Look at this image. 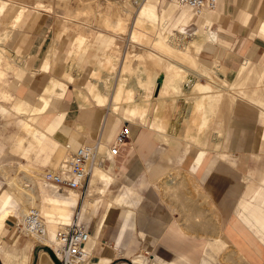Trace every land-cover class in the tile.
Returning a JSON list of instances; mask_svg holds the SVG:
<instances>
[{
  "label": "crops",
  "instance_id": "1",
  "mask_svg": "<svg viewBox=\"0 0 264 264\" xmlns=\"http://www.w3.org/2000/svg\"><path fill=\"white\" fill-rule=\"evenodd\" d=\"M38 2L46 8H42ZM217 5L213 22L220 45L210 50L209 57L213 60L210 62L205 59V62L222 67L231 84H235L242 71L241 83L244 84L234 89L239 90L238 94L243 95V98L248 93L243 85L249 86L252 92L248 93L247 99L240 100L236 91L231 90L236 101L220 150L208 151L198 163L193 164L199 148L190 149L188 154V146L185 149L180 167L194 172L193 180L201 193L191 197L196 204L193 209L194 224L187 226L183 222L185 216H181L180 211L158 205L157 196L147 195L145 210L135 222V236L132 233L134 228L125 230L123 223L119 224L116 231L105 234L107 212H112L111 216L115 218L116 213L112 210H115L116 205L131 204V201L121 198L124 190L129 193V189H125L124 185L122 188L118 186L110 198L104 217L90 228L89 223L99 209L97 198L94 199L89 218L84 224L92 234L89 236L92 241L88 245L92 251L86 264L91 255L98 259L93 264H113L116 253L127 249L143 251L150 257L134 255L129 261L131 264H221L217 260L224 259L230 253L239 255L243 264H264V83L260 82L264 76V0H218ZM65 10L58 0H0V55L6 57L5 62L0 57V117H10L8 125L15 128L4 138L14 153L24 154L26 145L28 148V143L24 144L22 140L26 115L24 111L18 113L16 109H24L26 105L35 107L53 81L60 80L62 91L64 89L65 92L56 115L58 126L45 135L35 155H31L33 165L39 170L41 167L52 169L61 165L67 157V150L95 140L103 131L106 117L108 122H115V115L107 112L105 107L95 105L85 111L78 103L75 90H87L88 80L80 74L81 70L75 69L69 73V68L77 66V63L80 66L90 55L89 51L82 54L84 34L81 39V33L71 36L62 30ZM28 12L29 16L25 19ZM10 41L13 50L6 48ZM79 57L81 60L77 59ZM91 59L89 57L88 68ZM245 75L249 78L246 79ZM67 76L72 77L73 82L69 83ZM250 94H260L257 98H262L263 102L253 96L256 98L254 100ZM253 101L257 102L254 104ZM2 103L10 104V107ZM127 124L132 127L130 137L121 144L116 159H120L131 180L138 179L144 169V162L153 176L155 167L165 160L167 150L154 142V131ZM121 125L118 123L113 129H108L107 134L102 135V144H110ZM209 148H212L211 144ZM116 159L108 161L114 168ZM156 160L160 162L156 163ZM112 175L102 195L112 182L118 180L115 174ZM166 178L167 185L173 184L170 178ZM145 184L147 190L148 179L140 181V186ZM202 200L206 205L203 213ZM150 202L153 203L151 206ZM198 210L204 216L203 225L200 226L196 222ZM190 233L195 237H189L187 234ZM133 239L136 240L134 245L131 244Z\"/></svg>",
  "mask_w": 264,
  "mask_h": 264
},
{
  "label": "bare ground",
  "instance_id": "2",
  "mask_svg": "<svg viewBox=\"0 0 264 264\" xmlns=\"http://www.w3.org/2000/svg\"><path fill=\"white\" fill-rule=\"evenodd\" d=\"M91 1L95 3L99 0ZM84 2L89 3L86 4L85 7L91 6L90 0H85ZM100 2H102V0ZM107 2L109 3L110 0H108ZM145 3H149L153 7L146 6ZM159 3V0H130L128 1V4L132 9V5L136 4V8L134 9V11L129 7H125L123 3H119L120 5L117 8L118 10L117 12L115 11L116 14L111 19L107 17L108 14L105 16L101 14L103 13L101 12L103 11V9L101 11L97 9L100 13L98 11L97 12L99 13V15H102L99 16L101 17V25L105 26L106 28H113L114 32H117L120 35L126 34L128 40H132L133 42L139 41L140 43L143 42L145 44H148V46L153 50V53H144L142 51L137 52L135 55H138V59L145 56L144 58H147L149 61L154 62L152 64H157V66H160L159 68H161L162 70L164 69L165 73H159L157 77L155 76L156 78L154 79H149V76L146 77L149 80L141 76V80H139L141 81V84L139 83L140 86L135 82L128 86L127 84H125V87H123V85L121 84L115 85L114 80H112L113 78H115L113 77V75L119 74L118 72L127 67V65L125 66L127 56L125 55H129L128 52H124V54H122L123 57H119L117 55V53H119V51H117L118 49L116 48L117 50L115 49V51L111 50L112 46H110H114L118 42L114 44V42L116 41L113 42L111 38L109 39L107 37H104V35L99 32H97L95 35L89 33L87 35L88 37L86 36L87 38L85 37L84 39H82L83 36H81L82 34H80L82 42L84 41L85 43L82 54H84L86 51H92L94 55L90 61V66L87 71V80L88 84H90V87L87 90L76 89L75 95L77 99H79L78 103L81 105L80 107H82L85 111L90 109V107L92 108L93 106H95L94 104H97L99 106H102L103 108L105 107L106 109H108L107 112L113 113L115 115V122L112 123L108 122V117L105 118L104 123H107L106 125L108 129H113L118 125V123L120 125L126 122L154 131V142L159 143L162 146H175L178 144V141H191L190 144L193 146V148H199L195 155L196 158L193 162V164H196L208 151H218L221 149V139L225 136L227 123L232 113L233 105L236 101L235 95H233L232 92H234L235 90L234 87L237 88V86L244 84L241 83L243 72L241 71L239 73L235 84H231L227 81L225 77V71L222 67H219L217 65L207 66L206 62H204L203 60L200 61L196 58H193L192 56V58L189 57L188 59V55H190V52L192 51L196 54L204 51L207 55H209L210 50L220 43L216 32L212 30L213 23L215 22H213V17L210 14L212 12L204 13L203 11V13L198 15L194 21V15L192 13L195 14V12L187 6L180 5L174 2H165L170 5L165 8H159ZM180 7L185 8L186 10L183 12H180L179 10L178 12L177 9ZM173 15L176 16V19H174L175 16L173 17ZM172 17L174 19L173 21H175L174 31L170 34H160L159 27L161 28L164 27V25L168 24V21L171 20ZM146 22H148L149 24H146ZM262 30L264 31V22L262 24ZM187 37H189V39H186ZM1 51L4 52L2 49ZM2 52L1 54H3ZM77 52H79V50H77ZM154 52L161 56L167 57L169 61H163L162 58L156 55ZM0 57H2L4 62L6 61V57L3 58V56L1 55ZM197 58L199 57L197 56ZM77 59L81 60L80 57ZM147 61L144 60V62ZM189 66L193 67L192 69H200V67H203L201 70L205 69V74L207 75L209 81L205 84L197 83L194 80V77L201 76L196 74L195 71H193ZM249 66L251 65L249 64ZM77 67H79L78 63ZM116 67L119 71L114 73L116 71ZM246 67L247 66H245V69H247ZM257 67L258 66H256V68ZM142 70L140 69L139 71ZM252 71H254V69ZM153 73L155 72H152V74ZM206 75H202V77H206ZM67 77L69 83L73 82L72 77ZM248 78L246 77V79ZM57 81H53L49 85L45 92L40 96L39 102L37 105H35V107L26 105L24 109H16L18 113L20 112V110H22L26 115V123H24L25 125L24 128H22L23 130L21 129L22 140L24 141L23 143H28V148L26 145L27 150H24L25 152L23 151L24 154L22 152L20 153L21 156L25 158L24 160H26V164L20 165L23 172H26L28 169L33 168L34 165L31 161V155H33L37 151V148H39L38 146L45 138V135L55 130V128L59 124V119L56 118V115L60 110V103L63 99V96L65 95V92L64 89L62 91V87L60 84L61 81ZM260 82L264 83V76L262 77V81ZM248 83H250V81ZM180 84L183 85L180 86ZM245 86L243 85L244 90L245 88L248 89L249 86ZM241 87L242 86H240V88ZM186 89L192 90L188 91L190 94ZM238 92L239 90L235 93L238 94ZM250 92L252 91H248V93ZM248 93L246 95L247 97ZM259 95L251 96L257 98ZM241 96L243 95L240 94L238 98H240ZM246 96L244 98H246ZM244 98L241 97L240 100ZM256 98H254V100ZM257 100H262V98H257ZM260 102L262 103L263 100ZM178 105H181V107L183 106L182 108L184 109L180 110L178 108ZM180 115H183L184 119L180 117ZM46 117L47 119L50 117L49 121L43 127L38 126L39 121ZM102 135L103 134L100 135V140L102 139ZM209 144L212 145L211 149L209 148ZM108 145L109 144H107V146ZM107 146L102 144L101 140L100 150L105 151V148ZM187 146L188 154L192 147L189 144H187ZM166 154L167 155L165 156V159L169 160L170 162H173L177 158V156L170 155L169 152H167ZM61 157L59 158V160L61 159ZM117 157L118 156H115L111 159H116ZM52 160L55 161L54 158ZM163 162L161 163L163 164ZM161 163L155 167L153 171V176L155 175L154 177H158V174L161 170ZM167 164L169 165V163ZM50 167H52V165ZM113 168L114 167H112L110 163H105L103 166H95L88 177L90 178V180L84 194H81L84 188L82 190H68L63 193L57 192L56 189L48 185L43 180V177L42 181H40L39 183L37 182L38 185L35 186L33 184L34 181H32L33 183L29 181L25 176V173H22V179L24 180H21L23 183H19L15 177H10L7 180V177L9 176H5L7 186L9 187L7 188V186H0V239H2L3 230L6 229L5 222L7 220L16 219V223H21L25 214L27 213V210L30 207H35L40 211L41 216L44 220L45 234L43 236H36L25 232V235L33 237L39 243V245L46 246L52 244L55 246L56 228H65L66 226L72 225L74 223L83 225L86 223L87 219L89 218L94 199H96L99 195H102L105 187L111 180ZM164 171L165 169L163 170V172ZM164 173L162 175H164ZM171 173L166 176L173 181L174 176L172 177V175H170ZM18 186L20 187L19 189H17ZM16 192L18 193L16 194ZM124 192L125 196H123ZM124 192L123 195H121V198L127 197L126 194L128 193V190L127 193L125 190ZM90 240L91 239L89 237L87 242L89 256L90 252L92 251L88 247ZM43 252H45V249L40 251V253ZM0 256L4 259V263L7 262V260H10V264H22L23 262L22 257L20 258L19 256L10 253L4 246H0ZM87 261L88 260L86 259L85 261L78 264H86Z\"/></svg>",
  "mask_w": 264,
  "mask_h": 264
},
{
  "label": "rangeland",
  "instance_id": "3",
  "mask_svg": "<svg viewBox=\"0 0 264 264\" xmlns=\"http://www.w3.org/2000/svg\"><path fill=\"white\" fill-rule=\"evenodd\" d=\"M84 1L85 0H58V4L62 5L66 9L64 12L65 21H64V25L62 27V30L66 29L65 30L66 33L70 34L71 36L76 34V33L84 34V38L89 33L95 35L97 32H99V33L103 34L104 37H107L109 39L111 38V40L113 42L116 41V42H114V44L117 42L119 43V44L117 43L118 45L116 44L114 46L110 45V46H112L111 50L115 51L116 48L118 49V50L117 49L116 50L119 51V53H117V55L119 57H123L122 54H124V52H128L129 55H125V56H127V60L125 63V66L127 65V67L125 69L123 68L124 72L122 69L120 72H118L119 74L113 75V77H115V78H113L112 80H114L115 85L121 84V85H123V87H125L126 86L125 84H127V86H128V85L133 84L135 82L137 85L140 86L141 81H139V80H141L140 79L141 76H143L144 78L149 76L148 77L149 79H152V78L154 79L157 77V75L159 73H161V74L165 73L164 69H163L164 70L163 71L161 68H159L160 66H157V64L156 65L152 64L154 62H151L147 58H144L145 56L138 59V55H135L137 52H142V51L144 53L145 52L146 53H153L152 52L153 50L148 46V44H145L143 42L140 43L139 41L133 42L132 40H128L126 34L120 35L117 32H114L113 28L111 29L109 27L110 28L109 29L108 27L106 28L105 26L100 24V20H101L100 18L101 17H99V16H102V15H99V13H100L99 11H101L103 9V11H101L103 13H101V14H103L104 16L108 14L107 17L109 19H111L116 14L115 11L117 12V10H118L117 8L119 7V5L121 3H123V5L125 7L131 8V6L128 4V1H130V0H125V2H124V0H121V1L120 0H110L109 3L107 2L108 0H106V1L104 0L105 2L103 0H102V2H100L101 0H99L95 3H93L90 0V2H91L90 7L91 8L85 7L86 4H89V3H86ZM159 2H160L159 8H165V7H168L170 5L168 3H165V2H169V1H159ZM38 3H40L42 5V8H46V6L44 4H42L41 2H38ZM114 4H115V6H114ZM102 5H103V8H102ZM145 5L146 6H152L149 3H145ZM112 6H113V8H112ZM132 6H133V9L132 8L131 9L134 11V9L136 8V4H133ZM97 9H99V11ZM177 10H178V12H179V10H180V12H183L186 9L180 7ZM210 12H212V13H210ZM204 13H210L213 17L214 13H216V12H215V10H212V11L207 10V11H204ZM192 14L194 15L193 20L195 21V18L198 15H200L201 13L200 14L192 13ZM28 16H29V12L26 14L25 19H27ZM174 16L175 15H173V17ZM173 17L171 18V20L168 21V24L164 25V27H161V28L159 27L160 34L161 33L163 35L170 34L174 31L175 21H173V20L176 19V16L174 17V19H173ZM98 18H99V20H98ZM148 22H146V24H149ZM163 30L165 33L163 32ZM212 30L217 31L215 23H214V26L212 27ZM186 39H189V37H187ZM70 40H71V38H70ZM84 45H85V43H84ZM6 48L9 50H13L12 49L13 46L11 45V41L7 43ZM129 49H131V50H129ZM193 53H194L193 51L190 52V55H188V59H189V57L190 58L193 57V58H196L200 61L203 60L204 62L206 60H208L210 62L213 60L204 51H202L201 53H198V54H196V53L193 54ZM211 54H213V53H211ZM88 55H90V56H87L85 58V60L82 62V64H80L79 67H77L76 65L71 66L69 68V73H72V71L77 68L78 70L82 71V73H80V72L79 73L81 75H85L86 78L88 79V73H87L88 70L87 69H89V68H88L87 63H88L89 57L92 58L94 53H92V51H89ZM156 55L161 57L163 61H169V59L167 57L161 56L159 54H156ZM197 56L199 58H197ZM119 57H118V59H119ZM143 59L145 61H147V60L148 61L144 62ZM127 61H128V64H127ZM74 64H75V62H74ZM206 64H207V66H211L207 62H206ZM154 65L157 66L158 68L155 67ZM89 66H90V63H89ZM138 67L141 70L143 68H146V69L139 71L140 69ZM190 68L192 69L193 67H190ZM202 68L201 67H200V69L194 68L195 70L194 69H192V70L195 71L196 74L201 76V77L195 76L194 80L197 83H200V84L204 83L205 84L209 81V79L207 78V75L205 74V69L201 70ZM115 70L116 71L114 73L119 71V70H117V67ZM141 72L142 73L144 72V73L142 74ZM152 72H155V73L152 74ZM202 75H204V76L206 75V77H204V76L202 77ZM148 78H146V79H148ZM197 79H198V81H197ZM211 82H214V81H211ZM182 85L183 84H180V86H182ZM89 87H90V84H88L87 89H89ZM186 90L188 92L191 89H186ZM249 90H250V88L247 89V91H249ZM2 104L5 105L6 107H10V104H5V103H2ZM94 105H97V104H94ZM182 107H181V105H178V108L180 110L184 109ZM174 110H175V108H174ZM180 117L183 118V115H180ZM49 119H50V117L48 119H47V117L43 118L42 120L39 121L38 126L43 127L49 121ZM9 120H10V117L5 118V119H2L0 117V184H1L0 186H3V187L7 186V181L5 180L6 179L5 176H9V177H7V180L10 177H15L19 183H23L22 180H24V179H22V173H25V176L27 177V179L31 182L34 181V183L33 182L32 183L35 186H37L38 183L40 181H42V175H43L44 170L47 169L48 167H41L40 171L35 166H33L32 169L31 168L28 169L26 172H23V170H21L20 165H22V164L24 165L25 160L22 158V156H20V154L12 152L10 144L6 140H4V138L8 137V135H10L12 132L15 131V128L13 125H8ZM106 124L107 123H104L103 131L101 134H104V135L107 134L108 128H107ZM130 128L132 129V127H130ZM179 134H180V132H179ZM223 139H224V137L221 139V141H223ZM91 142H93V140H91ZM91 142H85V143H91ZM190 142L191 141H189V140H188V142L187 141L186 142L178 141V144L175 146H164L163 147L167 150L166 152L174 153L177 156V158L173 162H170L169 160L165 159L163 164L161 163V170H160V173L158 174V177H154L155 175L154 176L150 175L151 169L147 168L146 163L144 162V165H145L144 169L141 172L138 179L137 180H131L128 178L127 174L125 173V169L121 165L120 159H117L116 167L114 168V171H113L114 174L116 175V177H118V180L116 179L117 183L115 181L112 182L108 186L106 193H104L102 196L99 195L97 197L96 200L98 202L99 209H98L97 214L92 217V219L89 223L90 228H93L94 224L98 223L100 221V219L102 217H104L105 211H106L107 206H108L109 201H110V198L116 192L117 187L119 186L122 188L123 185L126 186V189L130 190V192H129L130 195L125 199L127 201H131V204L129 206L121 205V204L116 205L114 207L115 210H112V211H115V213H116L115 218H113L111 216L112 212L111 213L107 212V214H106L107 217H105V218H107L106 226L104 227L105 234H108L112 231L113 232L116 231L119 224L123 223L125 230H130V229L134 228L132 233L135 236L136 235L135 222L137 221V218H139L141 216V214L143 213V211L145 210V206L147 205V202H146L147 201V195L157 196L158 197L157 199L159 201V203H157L158 205H166L171 210H174L175 212L180 211L181 216H185V218L183 217V222H185L187 224V226L190 225L191 223L194 224L195 221L193 219V217H194L193 209L196 206V204L193 203V199H191V197L199 196L201 193H200L196 183L193 180L194 172L191 169L185 171L184 169H182L180 167L181 160H182V158L185 157L184 152H185V149L187 147V144H189L193 149V146L190 144ZM73 150H74V147H73V149L70 148V150L66 152L67 157ZM145 153H147V152L145 151ZM154 157L156 158L157 156H154ZM159 162H160V160H156V163H159ZM166 162L169 163V165ZM164 164H166V165H164ZM59 166H55V169L58 168ZM170 167H171V169H170ZM162 169L163 170L165 169V171H167L169 173H171V172L173 173V174L172 173L170 174V175H172V177L174 176L173 184H170V185L165 184V181L167 180L166 175L168 176L169 173L164 171L166 173L165 174ZM166 169H168V170H166ZM163 173H164V175H162ZM142 179H145L146 181L148 179L149 185H148L147 190H146L147 184H145V186H140V181ZM89 180H90V178H88V181H87L84 189L82 190L81 194H84V192L88 186ZM5 181H6V183H5ZM8 187L9 186H7V188ZM19 188L20 187L18 186L17 189H19ZM17 193L18 192H16V194ZM62 193H60V194H62ZM149 204L151 206L153 203L150 202ZM201 205H202V208H201L202 211L201 212L203 213V210L206 209V205L203 202V200L201 202ZM199 212L200 211L198 210V217L196 219V222L200 226V225H203L202 217H204V216L201 212L200 213ZM132 218L134 219V221L132 220L133 222H131ZM15 220L11 219V220H7L5 222V228L6 229L3 230L2 239H0V246L6 247L10 253L17 255L20 258L22 257L23 258L22 264H51L52 258H51L50 248L55 249V246L52 244L46 245V246L39 245V243L33 237L19 234L17 231L14 230V227H15L14 225L16 224ZM57 230H58V228L55 229V232ZM187 235L189 237H192V238L195 237L194 234H191V233L187 234ZM135 239L131 240V244L134 245V243L136 242ZM44 247H46V248H44ZM43 248L45 249V252L40 253L41 250H44ZM137 254H143L145 257L150 259L149 255L143 251H138V250L132 251L131 249H127V251L123 250L122 252L116 253L117 258L114 260L113 264H131L129 262L130 259L134 255H137ZM158 256H160V254H158ZM3 260L4 259L0 256V264H10V260H7V262H5V263L3 262ZM97 260L98 259L96 257H92V255H91V258H90L88 264H93ZM217 262H219L221 264H243L244 263L243 259L239 255H237L236 253H230L227 256H225L224 259L220 258L219 260H217ZM148 264H151V263L149 262Z\"/></svg>",
  "mask_w": 264,
  "mask_h": 264
},
{
  "label": "built area",
  "instance_id": "4",
  "mask_svg": "<svg viewBox=\"0 0 264 264\" xmlns=\"http://www.w3.org/2000/svg\"><path fill=\"white\" fill-rule=\"evenodd\" d=\"M169 1L187 6L195 13L200 14L205 10L216 8L218 0H159ZM131 128L123 123L115 133L105 151L100 150V137L91 143L77 146L56 169H45L43 180L57 192L68 190H82L95 166H103L111 158L119 155L120 146L129 139ZM14 230L21 235L25 232L31 235L43 236L45 223L40 211L30 207L21 223L14 225ZM90 236L88 226L74 223L60 228L55 232V249L50 248L51 264H78L89 259L87 242Z\"/></svg>",
  "mask_w": 264,
  "mask_h": 264
}]
</instances>
